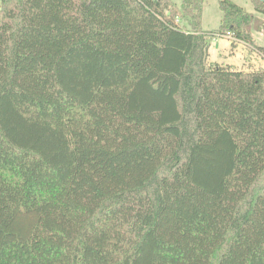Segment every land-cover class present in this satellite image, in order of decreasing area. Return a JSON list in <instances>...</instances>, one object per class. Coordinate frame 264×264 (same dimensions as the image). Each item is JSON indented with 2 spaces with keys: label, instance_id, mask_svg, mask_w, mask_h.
Returning <instances> with one entry per match:
<instances>
[{
  "label": "trees",
  "instance_id": "1",
  "mask_svg": "<svg viewBox=\"0 0 264 264\" xmlns=\"http://www.w3.org/2000/svg\"><path fill=\"white\" fill-rule=\"evenodd\" d=\"M203 4L0 0V264H264V68L207 64L261 20Z\"/></svg>",
  "mask_w": 264,
  "mask_h": 264
},
{
  "label": "rangeland",
  "instance_id": "2",
  "mask_svg": "<svg viewBox=\"0 0 264 264\" xmlns=\"http://www.w3.org/2000/svg\"><path fill=\"white\" fill-rule=\"evenodd\" d=\"M176 7H180L182 0H171ZM241 6L247 12L252 13L261 20V25L257 30L251 26V42L245 44L232 39L215 36L210 40L208 49V65L219 64L229 65L233 69L242 71H254L264 68V15L254 12L249 0H230ZM223 14L219 8V0H204L201 14V29L207 32H217ZM178 25L183 30H189L185 20L177 19ZM263 22V23H262ZM261 47V48H260ZM262 54V55H261Z\"/></svg>",
  "mask_w": 264,
  "mask_h": 264
},
{
  "label": "built area",
  "instance_id": "3",
  "mask_svg": "<svg viewBox=\"0 0 264 264\" xmlns=\"http://www.w3.org/2000/svg\"><path fill=\"white\" fill-rule=\"evenodd\" d=\"M176 21H177V19H176ZM224 38H229V39H232V40H234V38L231 36V34L230 33H226L225 35H222ZM262 55V54H261Z\"/></svg>",
  "mask_w": 264,
  "mask_h": 264
}]
</instances>
